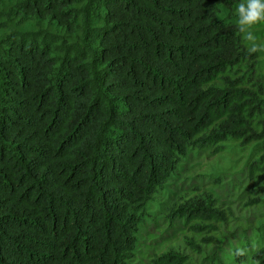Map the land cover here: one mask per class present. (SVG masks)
<instances>
[{
    "label": "trees",
    "instance_id": "16d2710c",
    "mask_svg": "<svg viewBox=\"0 0 264 264\" xmlns=\"http://www.w3.org/2000/svg\"><path fill=\"white\" fill-rule=\"evenodd\" d=\"M240 2L0 0V264H135L149 224L224 226L216 191L180 197L206 155L201 178L246 179L264 207V53ZM246 225L151 263L264 264V213Z\"/></svg>",
    "mask_w": 264,
    "mask_h": 264
},
{
    "label": "rangeland",
    "instance_id": "374dc122",
    "mask_svg": "<svg viewBox=\"0 0 264 264\" xmlns=\"http://www.w3.org/2000/svg\"><path fill=\"white\" fill-rule=\"evenodd\" d=\"M215 159L206 155L192 160L190 165L194 164V166L192 165L184 174L187 180H185L180 197L186 201L201 193L209 194L211 191H216L220 195L217 207L227 216V223L221 227L215 224L210 226L206 223L205 225L208 227L198 232L190 228L194 222L184 226L180 231H168L162 224H159L157 229L158 224L155 226L149 224L146 227L147 236L139 254L140 260H137L135 264H152L154 259L167 253L170 249L179 251L184 257L197 258L198 248L205 252L210 250L218 244L216 239L225 238L236 229H245L246 224H253L254 219L264 213V207L261 208L257 203L252 202L255 196L251 194V191L256 186L248 188L250 185L248 180H236L231 185L224 183L215 187L209 184L208 178L200 177L208 169V165L214 163ZM221 162L224 163L225 159ZM232 173L234 172H229L231 179L233 178ZM229 176H225V178ZM196 185L199 186L196 187ZM211 227L217 228L218 232L215 233Z\"/></svg>",
    "mask_w": 264,
    "mask_h": 264
},
{
    "label": "clouds",
    "instance_id": "9594fccd",
    "mask_svg": "<svg viewBox=\"0 0 264 264\" xmlns=\"http://www.w3.org/2000/svg\"><path fill=\"white\" fill-rule=\"evenodd\" d=\"M237 20V30L242 34L247 42V52L249 55L264 53V43L258 40L255 28L264 24V0H242L235 10ZM249 249L237 247L234 255L236 257H247ZM243 264V262H242ZM252 264H260L259 260H252Z\"/></svg>",
    "mask_w": 264,
    "mask_h": 264
}]
</instances>
